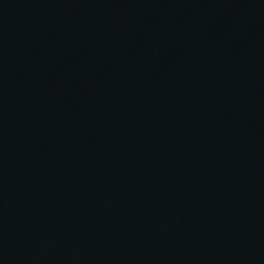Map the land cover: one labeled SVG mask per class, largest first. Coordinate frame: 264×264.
Returning a JSON list of instances; mask_svg holds the SVG:
<instances>
[{
	"label": "water",
	"instance_id": "water-1",
	"mask_svg": "<svg viewBox=\"0 0 264 264\" xmlns=\"http://www.w3.org/2000/svg\"><path fill=\"white\" fill-rule=\"evenodd\" d=\"M0 264H264V0L2 139Z\"/></svg>",
	"mask_w": 264,
	"mask_h": 264
}]
</instances>
